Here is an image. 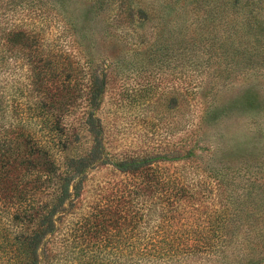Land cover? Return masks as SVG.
<instances>
[{
  "label": "trees",
  "instance_id": "1",
  "mask_svg": "<svg viewBox=\"0 0 264 264\" xmlns=\"http://www.w3.org/2000/svg\"><path fill=\"white\" fill-rule=\"evenodd\" d=\"M69 1L0 0V17L48 5L79 37L61 10ZM136 1V13L148 18L150 5ZM162 1L170 6L166 15L176 12L180 30H170L189 45L181 49L185 62L201 45L207 60L256 64L254 56H263L264 0ZM133 13L130 5L128 20ZM13 34L3 29L0 46L14 43ZM66 56L70 73L63 60L30 59L28 79L40 95L28 116L0 89V264H264L262 214L243 212L249 201L264 205V171L249 161L201 166L167 161L175 148L134 152L116 159L113 175L85 187L92 165H109L94 112L101 86L78 87L80 63Z\"/></svg>",
  "mask_w": 264,
  "mask_h": 264
},
{
  "label": "rangeland",
  "instance_id": "2",
  "mask_svg": "<svg viewBox=\"0 0 264 264\" xmlns=\"http://www.w3.org/2000/svg\"><path fill=\"white\" fill-rule=\"evenodd\" d=\"M93 1L70 0L61 8L79 37L48 5L9 10L0 17V36L3 29L14 32V43L0 46L4 65L0 89L26 108L23 116L29 115L30 105L40 95L38 84L28 79L30 59L42 58L39 64L45 58L63 60L70 73L66 63L70 54V60L80 63L78 87L99 80L101 93L94 112L103 127L101 159L109 165L102 160V165H92L85 179L87 189L113 175L112 164L119 157L166 148H175L171 154L176 158H165L171 163L188 160L201 166L226 163L234 167L249 161L264 171V50L263 56H254L256 64L251 59L236 65L231 58L207 60L208 46L201 45L185 62L181 49L189 45L178 31L170 30H180L175 26L176 12L166 15L170 6L162 0H142L150 5L146 19L136 13V0L102 6ZM185 4L175 5L181 6L179 13ZM130 5L135 15L128 20ZM174 43L176 50L171 49ZM242 60V56L235 58ZM206 62L214 67L210 69ZM250 205L243 212L262 214L264 221V205L249 201L246 207Z\"/></svg>",
  "mask_w": 264,
  "mask_h": 264
}]
</instances>
